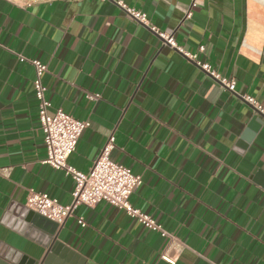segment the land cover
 Returning a JSON list of instances; mask_svg holds the SVG:
<instances>
[{"label":"crops","instance_id":"obj_1","mask_svg":"<svg viewBox=\"0 0 264 264\" xmlns=\"http://www.w3.org/2000/svg\"><path fill=\"white\" fill-rule=\"evenodd\" d=\"M116 1L0 0V243L36 264H264V122L239 96L264 104V0H120L146 23ZM28 59L47 66L49 111L89 122L67 162L87 171L112 135L110 158L141 176L130 203L170 237L80 204L58 224L69 257L40 262L45 232L15 229L8 207L30 189L70 204L74 183L42 162Z\"/></svg>","mask_w":264,"mask_h":264},{"label":"built area","instance_id":"obj_2","mask_svg":"<svg viewBox=\"0 0 264 264\" xmlns=\"http://www.w3.org/2000/svg\"><path fill=\"white\" fill-rule=\"evenodd\" d=\"M116 3L133 20L138 23H146L147 18L144 12L127 6L120 0ZM186 16H190V11L187 12ZM150 28L155 31L154 27ZM157 34L164 44H169L183 52L176 45L170 33L158 31ZM20 58L23 59V57ZM28 60L34 70L33 92L37 103V119L42 130L45 147V157L42 162L54 169L62 170L65 175L71 177L74 186L70 204H60L57 199L50 197L47 193L30 189L26 196V207L60 224L76 206L83 204L91 207L104 202L124 210L147 229L157 231L162 236L170 237V234L151 215L141 212L130 203V195L140 185L141 176L134 174L130 168L110 158L109 153L114 147L112 135H109L87 171L76 169L67 162L69 155L76 149L82 131L89 126V122L76 119L61 108H56L52 112L49 111L51 103L46 97V86L42 80L47 66L39 59ZM198 65L226 90L237 93L235 90L236 82L233 78L221 76L206 63H198ZM97 96L94 95L92 98ZM239 96L253 107L254 114L264 117V104L259 103L250 95L240 94ZM78 222L83 224L80 218ZM161 257L170 261L163 254Z\"/></svg>","mask_w":264,"mask_h":264},{"label":"water","instance_id":"obj_3","mask_svg":"<svg viewBox=\"0 0 264 264\" xmlns=\"http://www.w3.org/2000/svg\"><path fill=\"white\" fill-rule=\"evenodd\" d=\"M264 122V117L254 114L250 125L255 131ZM8 212L13 215L14 228L20 232L34 233L37 230H42L45 234L38 233V237L42 242V245L46 247L45 257L41 259V263H47L53 256L59 255L68 258L70 252L57 241V230L58 224L46 217L32 211L31 209L25 207L22 204L11 203L8 207ZM2 259L6 261H11L16 264H36L34 261L30 262L29 259L24 258L17 253H15L9 247L2 245L0 243V264H6Z\"/></svg>","mask_w":264,"mask_h":264}]
</instances>
